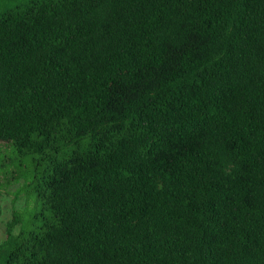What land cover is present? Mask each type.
Returning a JSON list of instances; mask_svg holds the SVG:
<instances>
[{"label": "trees", "instance_id": "obj_1", "mask_svg": "<svg viewBox=\"0 0 264 264\" xmlns=\"http://www.w3.org/2000/svg\"><path fill=\"white\" fill-rule=\"evenodd\" d=\"M6 1L0 264H264V0Z\"/></svg>", "mask_w": 264, "mask_h": 264}, {"label": "rangeland", "instance_id": "obj_2", "mask_svg": "<svg viewBox=\"0 0 264 264\" xmlns=\"http://www.w3.org/2000/svg\"><path fill=\"white\" fill-rule=\"evenodd\" d=\"M19 0H7L3 6H10L17 3ZM6 145L0 144V151H3ZM11 158H8L5 162L9 164L8 167H3L0 170V241L5 237V224L11 218L14 209L23 208L28 199L27 193L24 190L20 191L23 183V179L19 178L17 181L5 182L4 177L10 178V167L13 165ZM4 168H7L6 170ZM24 168V166H23ZM26 170H24L25 172Z\"/></svg>", "mask_w": 264, "mask_h": 264}]
</instances>
